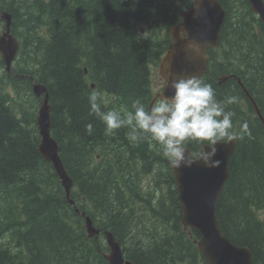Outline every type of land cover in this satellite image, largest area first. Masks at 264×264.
Returning <instances> with one entry per match:
<instances>
[{
    "label": "trees",
    "instance_id": "obj_1",
    "mask_svg": "<svg viewBox=\"0 0 264 264\" xmlns=\"http://www.w3.org/2000/svg\"><path fill=\"white\" fill-rule=\"evenodd\" d=\"M156 1L0 0L21 45L12 74L0 60V264H109L104 231L133 264H206L199 234L181 224L166 158L147 140L130 144L127 128L106 137L103 122L89 115L87 95L94 90L104 96L103 111L131 110L136 98L149 106L152 72L179 21L168 11L174 0ZM192 1L180 0L173 10L180 14ZM218 2L226 14L219 34L224 52L207 50L210 63L200 79L217 100L238 97L228 106L236 113L233 132L246 121L251 135L236 139L216 216L223 235L247 247L253 264H264V129L236 82L212 81L233 74L264 116V25L246 0ZM139 24L151 30L138 36ZM34 82L49 94L51 136L72 180L74 205L38 152L36 119L28 111L29 97L41 101L32 95ZM77 210L100 229L98 236L87 237Z\"/></svg>",
    "mask_w": 264,
    "mask_h": 264
},
{
    "label": "water",
    "instance_id": "obj_2",
    "mask_svg": "<svg viewBox=\"0 0 264 264\" xmlns=\"http://www.w3.org/2000/svg\"><path fill=\"white\" fill-rule=\"evenodd\" d=\"M247 2L264 25L263 1L247 0ZM224 20L225 11L218 0H196V3L192 2V6L181 13L180 22L169 29L171 48L159 67L160 75L166 84L162 94L154 97L149 108L157 98L161 96L170 98L174 94V90L170 87L173 80L193 75L200 78L205 73L208 63L206 50L208 47L217 46ZM0 21L4 25L0 33V58L6 72L12 74V63L17 57L20 45L11 32V15L8 12H1ZM229 77L220 78L218 84L221 85ZM234 78L264 129V117L257 103L243 83L238 78ZM32 93L41 100L36 118L40 136L38 152L46 162L52 165L65 191L66 198L71 205H74V202L69 199L73 183L60 158L58 144L51 136L47 89L43 84L34 82ZM235 147V140L217 143L214 157L220 161L217 167H205L199 160L191 167L178 169L172 167L178 201L182 209L181 224L184 230L191 229L199 234L197 246L206 264H253L250 250L231 243L223 235L216 216L218 199L229 176L228 165ZM188 150L191 151L189 148ZM80 215L84 217L88 238L99 235L100 229L93 225L92 220L85 216V213ZM104 236L109 248L104 258L109 264H133L132 261L125 259L121 245L110 232L104 231Z\"/></svg>",
    "mask_w": 264,
    "mask_h": 264
},
{
    "label": "clouds",
    "instance_id": "obj_3",
    "mask_svg": "<svg viewBox=\"0 0 264 264\" xmlns=\"http://www.w3.org/2000/svg\"><path fill=\"white\" fill-rule=\"evenodd\" d=\"M170 87L174 90L170 98H157L151 108L146 107L141 98H136L131 110L121 106L103 111V94L91 91L87 95L89 115L103 122L106 137L127 128L125 136L130 144L147 140L150 148L177 169L191 167L197 160L205 167H217L220 161L214 157L218 142L251 135L246 121L240 124L238 132H233L236 113L228 106L238 103L235 95L217 100L213 87L194 75L175 79ZM190 142L199 145V149L189 151L187 145Z\"/></svg>",
    "mask_w": 264,
    "mask_h": 264
},
{
    "label": "rangeland",
    "instance_id": "obj_4",
    "mask_svg": "<svg viewBox=\"0 0 264 264\" xmlns=\"http://www.w3.org/2000/svg\"><path fill=\"white\" fill-rule=\"evenodd\" d=\"M151 3V6H156V4H157V1L156 0H148V3ZM179 4L180 3V0H174V3L172 4V5H170V7L168 8V11H171L173 14H176L177 16H179V12L178 11H175V10H173V7H174V5L175 4ZM147 4V3H146ZM159 5H160V1H159ZM181 13V12H180ZM141 29H143V31H150L151 29L150 28H148V26L147 25H141V24H139V27H137V30H139L138 32H137V35L139 36V34H140V30ZM161 79V77H159V75L157 74V72L153 75V85H154V88H155V90L156 91H158V89L160 88V86H161V84H162V79ZM7 92H10V90L9 89H7L6 90ZM12 98H15V101H19L20 103H21V98L19 97V96H17V95H13L12 96ZM24 98H26V97H24ZM23 98V99H24ZM22 99V101H24ZM29 102H31V104H32V108H29L28 109V111H30L32 114H33V117L36 119V117H37V111H38V108H39V106H40V102L39 101H33V98L32 97H29ZM28 102V103H29ZM163 188H166L165 186H163ZM143 189H147V188H143Z\"/></svg>",
    "mask_w": 264,
    "mask_h": 264
},
{
    "label": "flooded vegetation",
    "instance_id": "obj_5",
    "mask_svg": "<svg viewBox=\"0 0 264 264\" xmlns=\"http://www.w3.org/2000/svg\"><path fill=\"white\" fill-rule=\"evenodd\" d=\"M190 7V6H189ZM221 31V30H220ZM220 34V33H219ZM212 50L213 52H215V53H217V54H219V55H221L222 56V54H223V52H224V45H222V44H219V39H218V42H217V46L216 47H208L207 48V50ZM207 50H206V56H207V58H208V65H209V63H210V58H209V55L207 54ZM225 76H227V77H229V76H234L233 74H228V75H219V76H217V78L214 80V78L212 79V81L213 82H216L217 84H218V82H219V80H220V78H222V77H225ZM235 77V76H234ZM234 77H229V78H227L221 85H219V86H222V85H224V84H226V82L227 81H232V82H236V80H235V78ZM237 78V77H236ZM237 83V82H236ZM239 86V85H238ZM240 87V86H239ZM246 88V87H245ZM240 89H241V87H240ZM242 90V89H241ZM242 92H243V90H242ZM243 94H244V92H243ZM155 169V168H154Z\"/></svg>",
    "mask_w": 264,
    "mask_h": 264
},
{
    "label": "bare ground",
    "instance_id": "obj_6",
    "mask_svg": "<svg viewBox=\"0 0 264 264\" xmlns=\"http://www.w3.org/2000/svg\"><path fill=\"white\" fill-rule=\"evenodd\" d=\"M7 7H8V6H7ZM0 8H1V7H0ZM3 9H4V8H3ZM3 9H2V10H3ZM9 14H10V13H9ZM139 20H140V19H139ZM161 51H162V50H161ZM164 52H165V51H164ZM164 52H163V53H164ZM25 54H26V53H25ZM26 55H27V54H26ZM24 56H25V55H24ZM25 57H26V56H25ZM153 60H155V59H153ZM85 71H86V70H85ZM23 73H24V72H23ZM29 73H30V72H29ZM32 76H33V75H32ZM35 76H36V74H35ZM31 78H33V77H31ZM34 78H35V77H34ZM34 78H33V79H34ZM27 79H28V78H27ZM86 82H87V81H86ZM90 82H91V81H90ZM29 83H30V82H29ZM39 83H40V82H39ZM92 83H93V82H92ZM31 84H32V83H31ZM32 95H33V94H32ZM48 95H49V94H48ZM35 99H36V98H35ZM48 99H49V97H48ZM48 102H49V101H48ZM50 113H51V111H50ZM35 126H36V125H35ZM28 132H29V131H28ZM51 135H52V134H51ZM38 137H39V135H38ZM39 138H40V137H39ZM21 217H22V216H21ZM19 218H20V217H19ZM22 218H23V217H22Z\"/></svg>",
    "mask_w": 264,
    "mask_h": 264
}]
</instances>
